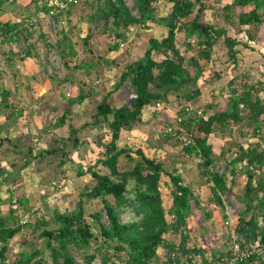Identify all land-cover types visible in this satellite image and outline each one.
I'll use <instances>...</instances> for the list:
<instances>
[{"label": "trees", "instance_id": "obj_1", "mask_svg": "<svg viewBox=\"0 0 264 264\" xmlns=\"http://www.w3.org/2000/svg\"><path fill=\"white\" fill-rule=\"evenodd\" d=\"M40 1L35 0V4L41 5L38 10L49 13L53 8L49 0H43L42 4ZM162 1L169 6L166 14L159 13L158 3ZM85 2L91 8L90 22H102L100 34L115 39L113 44H108V52L118 51L122 43L131 40L129 30L132 26L159 30L160 34L151 36L144 53L124 65L105 55H97L93 58L85 56L76 66L90 76L100 72L96 71L100 65L108 68L115 64L121 73L112 91L125 92L130 102L115 107L108 100L110 92L97 103L91 121L83 124L82 128L105 127L111 138L99 144L100 151L94 164L86 170L80 166L78 175L89 173L93 182L89 189L80 192L81 197L74 210L56 207L47 210V216L38 207H30L29 201L23 197L16 200L28 212L27 221L22 222L16 214L13 197L3 198L0 194V264H10L6 262L5 255L9 241L26 227L40 232L45 248L50 251L51 264H158L159 261L181 264L184 254H201L203 264H216L221 257L231 253L228 249L223 254H210L209 259L204 248L191 246L188 218L196 213L194 208L202 206L182 172L170 170L161 159L149 156L143 148H137V157H134L129 146L119 144L122 131L144 129L146 120L143 115L147 109H158L157 102L179 108L174 120L160 122L159 135L164 143L175 138L172 145L180 143L183 155L197 161L201 182L209 186L210 200L216 206L224 212L227 203L233 210L234 203L230 199L233 187L241 186L236 184L237 181L243 183L237 199L244 207L236 211L238 222L235 228L240 243L264 242V144L261 140L264 138V51L260 60L249 68L244 66L243 55L245 50L258 51L259 46H264V0L221 1L220 7H213L215 20L212 22L203 19L204 10L208 8L204 0H135L136 13L128 9L125 0ZM6 4L7 0H0V16L8 9ZM21 17L22 20L16 22L0 20L1 42L17 41L21 36L28 40L25 33L31 37L29 29L32 28L27 22L32 23L33 18L28 12ZM60 17L61 11L55 15L57 20ZM232 30L243 36H233ZM59 33L68 46V55L77 56L69 33L65 28H61ZM180 35L183 38L179 43ZM91 39L89 33L82 40L89 45ZM220 42L224 43L228 61L232 64L228 82L230 92L223 98L222 92L220 96H212L202 107L192 109L191 104H197L203 96V87L208 82L205 74L209 72V76H213V54ZM31 48L20 50L23 60L36 57ZM88 50L93 52L92 47ZM62 54L65 55L64 52ZM250 72L255 73V78H261L255 80ZM65 79L72 83L79 81L74 78V73H69ZM83 83H80L79 91L67 100L68 105H80L90 96L91 92L84 89ZM17 92L13 88H0V117L5 116L0 124V147L5 141H11L9 135L6 138L2 136L3 127L9 133L22 114L19 109L22 102L15 99ZM69 113L72 109L67 107L53 126H64ZM156 115L154 111L152 116ZM251 126L253 128L249 130ZM79 130L71 125L70 135L58 139L61 145L44 148L35 155L29 146L26 154L32 158L27 159L21 168L46 155L60 152L61 156L67 157L81 144L77 135ZM211 136L229 138V145L223 146L220 153L216 152ZM21 143L23 139L19 140L18 146ZM122 155H127L134 162L130 169H120ZM65 161L62 159L61 163ZM220 161L224 163L219 165ZM11 166L13 170L9 171L0 165V177L13 184L20 169H15L17 164L14 162ZM165 176L169 178L166 182L170 191L169 205L161 190ZM91 199H97L104 205L103 210H95L91 214L95 229L86 217V203ZM5 205L8 207L4 208ZM124 210L135 214V218L123 222L120 213ZM104 211L108 223L103 222ZM210 218L211 214L207 213L205 219ZM223 218L226 219L227 215ZM173 232L181 236L178 243L172 238ZM43 253L44 250L40 249L24 251L14 264H49L44 257L39 258ZM236 264H264V260L251 255Z\"/></svg>", "mask_w": 264, "mask_h": 264}, {"label": "rangeland", "instance_id": "obj_2", "mask_svg": "<svg viewBox=\"0 0 264 264\" xmlns=\"http://www.w3.org/2000/svg\"><path fill=\"white\" fill-rule=\"evenodd\" d=\"M42 1H40V4H42ZM85 1L83 0L80 4L71 6L66 12H61V15L68 16L69 23L62 24L58 30H55L56 28L47 23V16H44L45 13L43 11L38 10L41 5L35 4V0H7L6 6L8 9L0 16L1 21L11 20L16 22L22 20L21 16L28 12L33 18L32 23L27 22L32 28L29 29L32 34L31 37L28 33H25L29 38L28 40L22 36L13 42H1L0 39V88L2 86L11 89L18 87L19 92H17L15 99L22 102L19 107L22 110V114L16 119V125L10 128L9 133H7L6 127H3L2 136L6 138L9 135L11 141H5L0 147V165L14 162L17 164L15 169H20V172L17 173L18 178L13 184L0 177V194L3 198L13 197L14 207L17 210L16 214L21 217L22 222L27 221L28 212L16 200L19 201L23 197L29 201L30 207H38L47 216V210H52L56 207L61 210L75 209L81 197L80 192L87 190V188L89 189L93 182L89 173L78 175L80 166L86 170L89 165L94 164L97 158L96 154L100 151L99 144L111 138V134L105 127L88 126L82 128L83 124L91 121L97 103L103 99L104 95L110 92L112 94L108 100L113 106L118 107L130 102V98L125 92L121 90L112 91L114 81L117 80L121 73V69L116 67L115 64L108 68L105 65H100L96 68V71L100 70V72L98 74L93 73L90 76L87 75L85 70L76 66L85 56L93 58L97 55H105L108 59H113L116 63L124 65L132 58L141 56L146 50L148 39L159 33V30H146L141 26L139 28L136 27L130 38L131 40L122 43L118 53L108 52L106 51L108 44H113L115 39L100 34L102 22H90L91 8L86 5ZM204 1L208 8L204 10L203 19L207 22H212L215 20L213 7H220L223 0ZM125 3L130 11L133 13L137 12L134 8L135 0H125ZM158 9L159 13L164 14L169 11V6L166 1H162L158 3ZM61 28H65V31L69 33L70 38L75 43V48L78 52L77 56L68 55V46L62 41L63 36L59 33ZM89 33L92 35V39L90 44L87 45L82 39ZM231 34L238 37L243 36L237 30H232ZM182 38L180 35L179 43ZM31 44L35 46L32 47ZM29 46L30 48L32 47V53L37 57L36 60L33 58V63L30 61V66L27 65L29 58L26 57L24 59L26 60L25 62L19 53L21 49ZM91 47L93 54L88 50ZM258 49V51L252 49L244 51L245 68L253 66L256 61L260 60L264 46H259ZM62 52L65 53L64 56ZM212 64L211 74L213 76H209V72L205 74L208 82L203 87V96L192 108L202 107L208 100L213 98L212 96L219 95L221 92L223 94L221 98L227 96L230 92L228 82L231 78L232 64L228 61L223 42L215 46ZM29 67L31 72H34L33 75L27 70ZM106 72L110 76L107 78L112 79L113 83L107 79L108 83L105 85L98 76L105 75ZM252 72L254 71L252 70ZM69 73H74L76 81L79 80L77 81L78 83H72L70 80L66 81L65 78ZM219 73L221 75H218ZM250 74L255 80L256 78H261H255V73L250 72ZM81 79L85 80V83ZM79 82L83 83L84 89L87 92L90 91L91 94L80 105L76 103L74 105L69 103L68 105L67 100L72 94L77 93L82 86ZM45 83H49L52 91L47 94V100L43 101L38 96H41L40 89ZM69 91L71 92L70 95L67 94ZM67 107L72 109V113L67 115L66 124L62 127H54L53 124L65 113ZM154 111L157 113L155 117L152 116ZM178 112L179 108L176 105L167 106L162 104L158 109H147L144 113V119L146 120L144 129L137 128L131 131H122L118 141L121 146H129L130 154L134 157H137L135 153L137 148H143L149 156L161 159L170 170L182 172L187 184H191L192 189L199 196L202 206L200 209L194 208L195 216L188 218L191 246L197 245L204 248L206 255L223 254L229 248V234L234 232L238 222L236 211L244 207L237 199L243 183L237 181L236 184H241V186L236 185L233 187L230 199L234 203L233 210L235 211L226 203V208L231 214L232 223L230 225L225 224V219L223 218L225 211L223 212L220 206H216L210 200V195L208 196L205 188L197 190V187H202L203 184L198 173L197 161L183 155V146L180 143L179 145H172V141H175V138H172L170 143H164V139L159 135L158 126L160 122L174 120ZM4 120L5 116L3 115L0 117V124ZM71 125L80 129L77 135L81 144L77 148L72 149L67 157L61 156L60 152L57 155H46L40 160L33 159L30 164L21 168L25 161L31 157L26 154L29 146L33 150V155H35L44 148L61 145L58 139L60 137L67 138L70 135ZM252 128L253 126L249 130H252ZM20 139H23L24 144L21 143V146H18ZM229 140V138L210 137V141L214 144V150L219 153L222 151L223 146L229 145ZM261 140L264 144V138ZM20 150L22 151L20 152ZM2 151L8 155L6 160L5 158L2 160V156L5 155L2 154ZM62 159L66 160L65 163H61ZM222 162L220 161L218 164L221 165ZM133 165L134 162L127 158V155L120 157L119 167L121 170L130 169ZM97 167L101 166L98 165ZM8 168L12 170V168ZM168 181L169 178L165 176L161 182V190L167 205H169L170 199V191L166 185ZM110 201L114 203L112 198ZM7 207V205L4 206V208ZM86 207L87 220L95 229L91 214L95 210H103L104 205L97 199H91L86 203ZM207 213L211 214L210 219H205ZM135 216V214H129V210H124L120 213L123 222L135 218ZM103 222H109L105 211L103 212ZM39 233V231L33 232L31 228L26 227L21 233L11 239L5 254L6 262L14 264L20 258L22 252H32L40 249L44 250V253L39 255V258L44 257L51 264L50 251L45 248L44 239L39 236ZM172 238L177 243L181 240L179 233L173 232ZM158 264L164 263L159 261Z\"/></svg>", "mask_w": 264, "mask_h": 264}, {"label": "built area", "instance_id": "obj_3", "mask_svg": "<svg viewBox=\"0 0 264 264\" xmlns=\"http://www.w3.org/2000/svg\"><path fill=\"white\" fill-rule=\"evenodd\" d=\"M83 0H49V5L53 6L49 13H46L44 16H47V23L56 28L58 30L62 24H68V16L61 15L60 19L57 20L55 18L56 13L58 12H66L71 6L78 5ZM68 95L71 92H67ZM163 102H157L156 107L159 108L162 106ZM192 108V107H191ZM190 109V108H189ZM194 109V108H192ZM198 113H201V110H198ZM190 142V141H188ZM225 214L227 218L225 219V224L230 225L232 220L230 219L231 214L226 208ZM230 254L221 257L216 264H236L237 261L243 260L251 255H257L264 260V242H255L242 245L238 240V234L234 230L233 233L229 234V248ZM209 259H211V255H208ZM190 260L197 264H203V258L201 254H184L182 256L181 264H190Z\"/></svg>", "mask_w": 264, "mask_h": 264}, {"label": "crops", "instance_id": "obj_4", "mask_svg": "<svg viewBox=\"0 0 264 264\" xmlns=\"http://www.w3.org/2000/svg\"><path fill=\"white\" fill-rule=\"evenodd\" d=\"M224 1V0H223ZM229 1H231V0H229ZM224 2H228V1H224ZM168 13V12H167ZM164 14H166V13H164ZM118 53V51H115V53ZM29 58V60H28V62H27V65H29L30 66V64L31 63H33L32 61H33V58H35V60H36V58L37 57H28ZM23 61H25L26 62V60H23ZM30 61H31V63H30ZM36 67V66H35ZM29 72H30V74H34V72H31V68L29 67L28 69H27ZM35 72H36V70H35ZM107 72H109V71H107ZM107 72H106V74L105 75H101L100 76V78H101V80L103 81V83L106 85V83H108V80L107 79H109V81H111V83H113V80L112 79H110V78H107L109 75L107 74ZM26 73H27V71H26ZM110 77V76H109ZM115 82V81H114ZM14 89V88H13ZM15 90H17V91H19V88L17 87ZM41 90V96H38V98L40 97V99H42L43 101L44 100H47L46 98L48 97L47 96V94L48 93H50L51 91H52V88H51V86H49V83H45L44 85H43V87H42V89H40ZM38 91V90H37ZM44 97H43V96ZM41 97H43V98H41ZM193 105H195V104H191V107L193 106ZM194 109H196V108H194ZM144 116V115H143ZM2 154H5L4 153V151H2ZM7 156L8 155H3L2 156V160H4V158H5V160L7 159ZM38 160H40V159H38ZM3 165H5V167L7 168V170H9V171H12L13 170V167L11 166V164H9L8 162H7V165H6V163H4ZM8 167H10V168H12V170H10ZM191 187H192V185L191 184H189ZM198 189L197 190H199L200 188H205L206 190H207V193H208V196L210 195H212L211 194V191H210V188H209V186L208 185H206V184H202V187H200V186H198L197 187ZM194 192H195V190H194ZM196 194V193H195ZM197 195V194H196ZM210 196H209V198H210ZM193 216H195V215H193Z\"/></svg>", "mask_w": 264, "mask_h": 264}, {"label": "water", "instance_id": "obj_5", "mask_svg": "<svg viewBox=\"0 0 264 264\" xmlns=\"http://www.w3.org/2000/svg\"><path fill=\"white\" fill-rule=\"evenodd\" d=\"M135 29H136L135 26L130 27V30H129V37L130 38L132 37L133 33L135 32Z\"/></svg>", "mask_w": 264, "mask_h": 264}]
</instances>
